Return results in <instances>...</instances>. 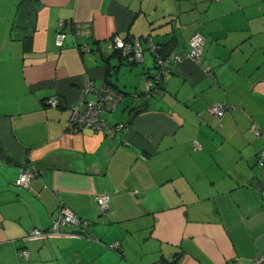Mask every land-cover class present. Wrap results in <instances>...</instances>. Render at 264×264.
Segmentation results:
<instances>
[{
	"label": "crops",
	"instance_id": "0c3cea01",
	"mask_svg": "<svg viewBox=\"0 0 264 264\" xmlns=\"http://www.w3.org/2000/svg\"><path fill=\"white\" fill-rule=\"evenodd\" d=\"M198 30L196 62L186 53ZM147 35L182 58L151 95ZM117 36L143 37V60L123 59ZM89 81L121 92L106 117L128 126L68 129ZM217 102L230 106L221 117ZM0 147V264L249 263L264 250V0H0ZM28 166L38 173L16 184ZM61 205L89 221L88 235L66 224L24 238Z\"/></svg>",
	"mask_w": 264,
	"mask_h": 264
},
{
	"label": "built area",
	"instance_id": "2783aa9c",
	"mask_svg": "<svg viewBox=\"0 0 264 264\" xmlns=\"http://www.w3.org/2000/svg\"><path fill=\"white\" fill-rule=\"evenodd\" d=\"M65 21L59 22V27L56 34V43L58 46H62L65 41L66 32L63 30ZM144 38H148L151 49L156 53V60L158 65L156 79H150L147 82L148 89L154 84H159V76L165 74L171 70L172 62H179L182 60L180 55H176L173 61L167 56H163L159 51L160 46L152 41L147 35ZM143 37L129 36L127 38L114 37L113 45L114 49H117L126 57L129 61H141L143 60ZM206 41V36L201 31H196L188 41L189 49L186 56L193 60L199 61L202 58L203 48ZM84 48H88V44H83ZM94 92L95 98H89L88 93ZM122 94L121 92L112 87L109 84H103L100 87H95L92 81L86 83L84 92L78 101L70 106V116L68 119V129L71 131H82L84 129H92L94 131H102L105 134H113L118 130L128 126L126 123H111L106 117V113L114 110L120 103ZM47 103L52 106L59 105V98L57 95H52L47 99ZM230 106L226 103H214L209 107V111L221 117L225 114ZM251 130L256 134H261V129L256 122L251 125ZM194 149L201 147L198 140L193 143ZM258 164L264 167V149H262L256 156ZM38 173L35 167L24 168L19 177L16 180V184L28 186L31 179ZM137 192V191H134ZM264 195V187L262 189ZM96 201L103 210L109 208L111 196L108 193L96 195ZM73 224L79 226L85 235H88L89 221L81 218L76 212L70 209L68 206L61 205L58 209L57 215L54 217L52 225L48 229L33 228L24 238H34L40 236H49L52 234L60 233L61 225ZM112 248L118 247V242L110 244ZM20 254L28 259L29 252L26 249H21ZM234 264H264V250L249 263H244L239 258L235 260Z\"/></svg>",
	"mask_w": 264,
	"mask_h": 264
},
{
	"label": "trees",
	"instance_id": "16d2710c",
	"mask_svg": "<svg viewBox=\"0 0 264 264\" xmlns=\"http://www.w3.org/2000/svg\"><path fill=\"white\" fill-rule=\"evenodd\" d=\"M147 40H148V38H146ZM145 39V40H146ZM149 41V40H148ZM144 42V38H143V40H142V43ZM157 44V43H156ZM159 46H160V48H159V51L162 53V55L163 56H167L169 53L167 52V50L165 49L166 47L163 45H160V44H158ZM143 48H144V46H143ZM150 48H151V46H150ZM152 50V49H151ZM118 53H119V55L123 58V59H125V60H127V61H129L126 57H124L123 55H122V53L120 52V51H118ZM152 53H153V55H154V58H155V63H156V69L158 70V65H157V60H156V53L152 50ZM130 62H134V61H130ZM163 75L164 74H162V75H160L159 76V81H160V83L159 84H154L152 87H151V89H148V87H147V94H149V95H151V94H154V93H156L159 89H160V85H161V79H162V77H163ZM158 77V75H157V72H156V76L154 77L155 79ZM230 109V107L228 108V110ZM133 110H139L138 108H133ZM227 110V111H228ZM226 111V112H227ZM225 112V113H226ZM119 123H121V122H119ZM123 123H126V124H128L127 122H123ZM257 135H260V134H257ZM194 148V147H193ZM199 149V148H198ZM264 149V148H263ZM195 150H197V149H195ZM261 151V150H260ZM259 151V152H260ZM0 152H2V149H1V147H0ZM261 166V165H260ZM255 258V257H254Z\"/></svg>",
	"mask_w": 264,
	"mask_h": 264
},
{
	"label": "water",
	"instance_id": "95a60500",
	"mask_svg": "<svg viewBox=\"0 0 264 264\" xmlns=\"http://www.w3.org/2000/svg\"><path fill=\"white\" fill-rule=\"evenodd\" d=\"M5 158V157H4ZM6 159H9L10 160V158L9 157H6Z\"/></svg>",
	"mask_w": 264,
	"mask_h": 264
},
{
	"label": "rangeland",
	"instance_id": "374dc122",
	"mask_svg": "<svg viewBox=\"0 0 264 264\" xmlns=\"http://www.w3.org/2000/svg\"><path fill=\"white\" fill-rule=\"evenodd\" d=\"M245 258V257H244ZM245 261V260H244Z\"/></svg>",
	"mask_w": 264,
	"mask_h": 264
}]
</instances>
